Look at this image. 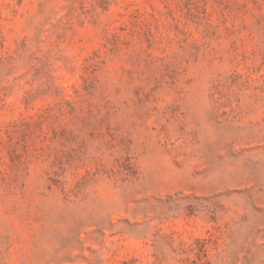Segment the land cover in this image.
Listing matches in <instances>:
<instances>
[{"label": "rangeland", "instance_id": "rangeland-1", "mask_svg": "<svg viewBox=\"0 0 264 264\" xmlns=\"http://www.w3.org/2000/svg\"><path fill=\"white\" fill-rule=\"evenodd\" d=\"M0 264H264V0H0Z\"/></svg>", "mask_w": 264, "mask_h": 264}]
</instances>
